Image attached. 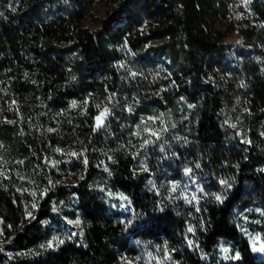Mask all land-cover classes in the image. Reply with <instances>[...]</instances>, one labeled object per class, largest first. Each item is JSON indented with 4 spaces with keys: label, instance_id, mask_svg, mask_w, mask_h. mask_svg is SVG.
I'll return each mask as SVG.
<instances>
[{
    "label": "trees",
    "instance_id": "trees-1",
    "mask_svg": "<svg viewBox=\"0 0 264 264\" xmlns=\"http://www.w3.org/2000/svg\"><path fill=\"white\" fill-rule=\"evenodd\" d=\"M229 1L117 0L89 29L96 0H0V159L10 167L0 180L8 237L0 264H145L144 248L174 264H212L221 241L238 247L234 264H264L238 226L250 209L264 214V0H247L254 24L239 30L246 45L239 60L221 27ZM231 98L245 105L253 145L228 138ZM150 113L165 117L159 143L138 130ZM59 153L79 170L61 185L44 163ZM22 161L45 189L31 221L18 185ZM105 171L134 215L110 213L91 189ZM187 172L200 195L180 208L156 188ZM71 195L84 223L81 242L31 255L47 238L42 223L52 203Z\"/></svg>",
    "mask_w": 264,
    "mask_h": 264
},
{
    "label": "rangeland",
    "instance_id": "rangeland-1",
    "mask_svg": "<svg viewBox=\"0 0 264 264\" xmlns=\"http://www.w3.org/2000/svg\"><path fill=\"white\" fill-rule=\"evenodd\" d=\"M116 2L117 0H96L88 19L85 21V26L89 29L99 27L106 14L117 8ZM229 5L231 8L230 20L222 22L221 27L226 34L224 42L230 47L232 58L239 60L237 50L246 48L239 35V30L249 24H254V16L248 8L247 0H230ZM226 85L232 87L233 82L230 79H226ZM229 100L231 104L226 115V133L228 138L238 144L239 147H241V144L253 145L254 142L249 137L246 127V108L243 101L235 98ZM99 117L100 121L97 125L101 126L106 118L105 111H102ZM141 123L138 129L140 135L149 139V141L155 140L159 143L161 134L165 130V117L156 113L145 114ZM259 134L264 138V120L260 123ZM66 156L63 153H59L44 159L49 171L54 170L60 185L79 177V170L66 165ZM142 160L145 161L146 157H143ZM260 168L264 171V163ZM17 169L22 172L19 176L18 185L26 196V219L31 221L36 215L42 198H44L45 189H42L43 187L35 181L29 166L24 161L18 165ZM9 172L10 167L0 159V180L6 178ZM186 174L185 180L182 182H172L169 185L164 184L158 189L156 188V191L161 188L162 195L180 208L181 206L194 207L200 195L201 185L198 180L192 175L193 173L187 172ZM90 187L107 205L110 213L120 214V217L124 218L134 215L130 198L127 194L112 188L108 171L95 176L90 182ZM41 192H43L42 195H40ZM51 208L52 217L42 223V226L47 231V238L40 245V248L32 252L31 255L40 252H54L67 242L80 243L83 238L84 223L79 201L75 195L54 201ZM239 218L240 234L249 241L253 255L257 259L263 260L264 250L261 249H264V214L260 209L256 208L242 213ZM7 242L8 237L3 227V221L0 220V243ZM141 254H145V264H174L168 255L166 256L159 251H150L144 248L141 249ZM240 258L241 254L238 247L234 243L227 241H221L215 252L208 256V260L212 264H234Z\"/></svg>",
    "mask_w": 264,
    "mask_h": 264
},
{
    "label": "snow or ice",
    "instance_id": "snow-or-ice-1",
    "mask_svg": "<svg viewBox=\"0 0 264 264\" xmlns=\"http://www.w3.org/2000/svg\"><path fill=\"white\" fill-rule=\"evenodd\" d=\"M102 115H103V114H102ZM97 120H98V122H99V121H100V117H97ZM217 199L219 200L220 197L218 196ZM190 230H191V229H190ZM261 250H264V249H261Z\"/></svg>",
    "mask_w": 264,
    "mask_h": 264
}]
</instances>
